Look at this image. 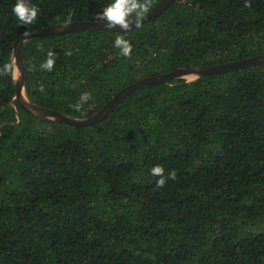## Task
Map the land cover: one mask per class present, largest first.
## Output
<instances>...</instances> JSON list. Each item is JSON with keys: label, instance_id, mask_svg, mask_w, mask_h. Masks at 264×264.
<instances>
[{"label": "trees", "instance_id": "1", "mask_svg": "<svg viewBox=\"0 0 264 264\" xmlns=\"http://www.w3.org/2000/svg\"><path fill=\"white\" fill-rule=\"evenodd\" d=\"M110 2L31 0L40 12L23 27L16 0H0V68L13 66L0 72V264H264V64L146 88L94 126L35 117L14 99L16 41L69 13L98 22ZM250 3L178 0L132 31L27 41L25 94L86 119L143 79L262 55L264 0ZM118 34L130 57L113 46ZM83 92L92 99L76 112ZM157 165L176 180L157 188Z\"/></svg>", "mask_w": 264, "mask_h": 264}, {"label": "water", "instance_id": "2", "mask_svg": "<svg viewBox=\"0 0 264 264\" xmlns=\"http://www.w3.org/2000/svg\"><path fill=\"white\" fill-rule=\"evenodd\" d=\"M177 1L178 0H162L158 5L152 8L147 14L142 16L140 19L130 21L131 25L128 31L135 30L141 25L151 22L156 18L160 17L163 13L168 11L174 4H176ZM103 23L104 22L99 21H87L48 27L40 32L23 35L16 41V43L14 44V77L16 72H18V75L14 78L16 83V94L14 99L17 100L18 104L24 111L31 113L35 117L58 121L72 126H94L95 124L107 119L109 115L123 100L130 97L132 94L144 90L146 88L165 84L176 79H187L188 77H196V79L210 77L229 73L238 69H245L264 64V54H262L240 61H234L218 65L184 68L163 75L149 77L141 81L135 82L129 85L128 87H125L124 89L120 90L99 112L94 114L92 117L86 119L73 118L64 113L48 110L45 108H39L31 104L25 94V84L28 74L22 56V47L24 43L33 39H41L83 31L100 30L124 32L119 27L111 29L107 28L103 25ZM12 106L15 108L14 103H12Z\"/></svg>", "mask_w": 264, "mask_h": 264}, {"label": "clouds", "instance_id": "3", "mask_svg": "<svg viewBox=\"0 0 264 264\" xmlns=\"http://www.w3.org/2000/svg\"><path fill=\"white\" fill-rule=\"evenodd\" d=\"M151 4V0H111V2L103 7L100 12L95 14V19L97 21L104 22L103 25L107 28H117L119 27L124 32H127L130 28L129 18L135 14L137 17L142 16ZM244 7H251L250 0H245ZM40 9L37 5L32 4L31 0H16V3L12 7V13L19 21V26L27 27L36 22ZM72 18V13H69L68 17L65 20V23H70ZM27 35V33H25ZM115 48L119 49V54L123 57H130L132 54V45L131 42L123 35H116L114 40ZM65 55L71 56L72 52L67 51ZM56 53L52 50H49L47 53V59L40 64V70L46 72H52L56 60ZM12 65L5 64L0 68V72L8 73L12 69ZM35 70V65L32 66ZM92 99L91 93L83 92L80 94L77 102L69 105V107L76 111L80 112L89 100ZM150 174L153 177H158L156 180V187L162 188L167 183V180L171 179L176 180L177 174L175 170L169 171L165 175V169L162 166H154L150 170Z\"/></svg>", "mask_w": 264, "mask_h": 264}, {"label": "rangeland", "instance_id": "4", "mask_svg": "<svg viewBox=\"0 0 264 264\" xmlns=\"http://www.w3.org/2000/svg\"><path fill=\"white\" fill-rule=\"evenodd\" d=\"M18 75V72H16L15 73V77ZM196 79V77H188L186 80L187 81H193V80H195Z\"/></svg>", "mask_w": 264, "mask_h": 264}]
</instances>
